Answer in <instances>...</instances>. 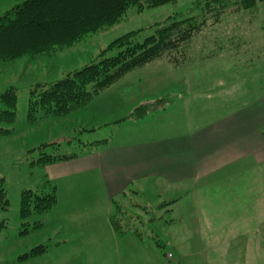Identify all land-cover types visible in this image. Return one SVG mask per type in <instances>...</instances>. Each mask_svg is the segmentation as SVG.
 <instances>
[{"label":"crops","instance_id":"obj_1","mask_svg":"<svg viewBox=\"0 0 264 264\" xmlns=\"http://www.w3.org/2000/svg\"><path fill=\"white\" fill-rule=\"evenodd\" d=\"M183 65L178 68L160 59L152 60L90 100V116L100 105L114 100L113 95L126 105L141 104L152 96H146L148 91L166 89L164 78L167 81L177 70L174 68L182 69L181 80L176 82L182 92L179 108L173 101L139 120L127 119L133 108L128 109L103 123L111 127L109 132L88 141L85 151L43 166L46 178L56 187V201L46 212L42 227L33 232L42 231L45 236L33 247L50 246L21 264L38 262L51 253L50 249L56 251L53 264H141L142 260L143 264H165V252L159 261L152 246L158 243L142 233V224L120 232L112 224V217L117 214V206L140 215L137 211L141 206L150 208L165 202H169L164 205L165 213L168 210L166 214H172V206L183 203L187 196L189 211L185 212H192L196 232L191 255L196 260L208 264L203 258V233L211 235L219 264L253 262L254 258L228 256L236 244L242 249L260 250L261 258L257 256L255 264L263 263L264 212L249 209V205L254 199H264V97L249 103L261 106L259 113L251 106L243 113L206 114L211 109H206L203 99L190 95L192 89L201 88L202 81L199 75L195 81L190 80ZM133 73H140L137 79L131 78ZM174 84L170 81V86ZM122 89L131 90L118 96ZM90 128L88 132L95 134L99 126ZM152 201L156 205L151 206ZM178 207L184 208L183 204ZM172 223L171 218L164 221L165 225ZM177 245L184 249L183 242ZM60 251L62 254H58ZM176 256L178 264H195L185 262L186 253Z\"/></svg>","mask_w":264,"mask_h":264},{"label":"rangeland","instance_id":"obj_2","mask_svg":"<svg viewBox=\"0 0 264 264\" xmlns=\"http://www.w3.org/2000/svg\"><path fill=\"white\" fill-rule=\"evenodd\" d=\"M194 1L196 0H173L140 11L134 6L129 7L115 24L92 33L52 55L25 56L12 61H0V92L5 90L6 86L12 85L15 87L17 95L14 119L0 121L1 127L9 128L7 133L0 132V178L3 179V186L9 202L7 209L0 211V224H2V226L0 225V264H21L24 259H19L18 256L29 251L33 245L39 243V240L45 238L42 231L33 233L43 224L35 229L29 227L30 224L43 220L50 208L44 214H31L23 219L19 217L21 192L26 189L35 190L42 187L47 179L44 174V165L34 163L40 154H68L85 151L88 141L102 137L105 133L107 135L109 132L111 127L103 126V123L112 121L128 109L133 108L132 110H134L138 105H154L156 100L161 97L166 98V102L162 106L157 105L153 113L173 101L174 106L179 108L182 92L180 84L177 86L176 82L181 80L182 69H178L179 66L174 68L177 70L168 76L167 81L164 78L163 85L166 89H150L151 91H148L146 96H152H149L143 103L126 105L118 99L117 95H113L114 100L100 105L93 116L88 115L89 100L84 105L57 115L37 112L35 118L30 120L27 118V101L30 89L35 88L36 83L56 80L66 71L89 63L97 58L104 49L107 50L101 56L115 55L117 49H108L113 40L138 29L140 31L137 39L142 40L151 34V26L155 23L163 21L168 16L188 13ZM15 2L16 0H0V14L12 7ZM203 12L208 17L206 11L198 10L196 13L201 15ZM211 21L212 19L204 21L205 25L201 32L192 38L191 51L189 50L191 56L189 61L185 60V64H182L185 67V73L189 74L190 80L195 81L199 75L200 81H202L200 89L190 91V95L199 96L191 97L202 98L206 109H211L210 112H206L209 115H217L221 112L243 113L248 111L251 106L253 112H261V106L249 103L264 97V1L258 2L257 8L253 10L228 11L220 17V21L214 23ZM160 61L167 62L166 59H160ZM134 74L131 78L137 79L140 73ZM170 81L175 83L173 87L170 86ZM150 82L155 85L157 83L156 80ZM145 83L146 86L147 81ZM130 90L122 89L118 96ZM212 101L218 102V104H210ZM116 102L118 104H115ZM2 107L3 103L0 101V108ZM215 109L217 110L215 111ZM90 126H99L95 134L88 132L92 129ZM174 188H179V186L174 184ZM184 200L183 203L180 202L172 206V214H166L168 210L165 213L164 205L150 208L141 206L137 211L140 215H134L132 210L124 208V214L120 215V223L128 226L142 224L139 226L142 233L152 237L158 243H153L152 246L156 248L155 256L159 261H162L164 252L172 251L175 255L186 253V263L192 261L195 264H202L196 260L195 255H191L193 252L191 245H193L192 241H195L196 232L193 230L194 218L190 216L192 212H185L189 211L188 196ZM153 204L156 205L155 201L150 202L151 206H154ZM180 204H183V210L178 209ZM244 209L246 207L240 210ZM249 209H261L264 212V199L262 201L254 199L249 205ZM182 212L184 216H182ZM170 218L173 223L165 225L164 221H168ZM21 222L29 224L21 226ZM23 229H28V232L20 233V230ZM201 236L205 248L204 260L208 264H219L216 254L218 251L213 252L212 250L211 235L202 233ZM181 242L184 246L182 251L177 245H181ZM50 252L45 258L43 256L39 258L38 262L36 259L33 264H53L56 251L50 249ZM229 252L228 256L231 259L234 257L254 258L253 262L248 264H255L257 256L261 258L258 255L260 250L249 249V247L242 249L237 244ZM262 252V264H264V249ZM58 254H62V252L60 251ZM250 254L252 257L247 256ZM164 259L163 261H165ZM143 263L144 260L141 261V264Z\"/></svg>","mask_w":264,"mask_h":264},{"label":"trees","instance_id":"obj_3","mask_svg":"<svg viewBox=\"0 0 264 264\" xmlns=\"http://www.w3.org/2000/svg\"><path fill=\"white\" fill-rule=\"evenodd\" d=\"M173 0H16L0 14V61H12L25 56L52 55L67 48L84 37L115 24L129 7L137 10L154 8ZM264 0H196L188 13H178L166 17L151 26V34L142 40L137 39L138 30L130 31L113 40L108 49H117L113 56H101L89 63L66 71L53 81L36 83L29 91L27 118L32 120L37 112L57 115L86 104L111 84L127 73L138 69L156 59H166L178 67L191 56V40L202 30L204 21H220L228 11L257 8ZM206 11L196 13L197 11ZM190 50V51H189ZM0 92V121H12L15 117L17 95L15 87L8 85ZM166 98H158L154 105H138L127 119L139 120L153 113L156 106H162ZM9 128L0 126L1 133ZM264 133V131H263ZM77 153H42L34 161L38 165L69 160ZM39 188V189H38ZM21 192L19 217L27 218L31 214H44L56 201V187L48 179L42 187ZM165 202L162 205H166ZM8 198L0 178V211L8 207ZM124 210L117 206V214L112 217L116 230L122 232L131 225L120 223ZM44 219V218H43ZM43 220L30 224V229L42 225ZM29 224L21 222V226ZM2 226V224H0ZM125 228V229H124ZM31 231V230H30ZM135 231V230H134ZM28 229L20 230V233ZM138 235H140L138 233ZM48 245H37L18 256L27 259L44 253Z\"/></svg>","mask_w":264,"mask_h":264},{"label":"built area","instance_id":"obj_4","mask_svg":"<svg viewBox=\"0 0 264 264\" xmlns=\"http://www.w3.org/2000/svg\"><path fill=\"white\" fill-rule=\"evenodd\" d=\"M166 264H178V259L172 251H167L164 254Z\"/></svg>","mask_w":264,"mask_h":264}]
</instances>
